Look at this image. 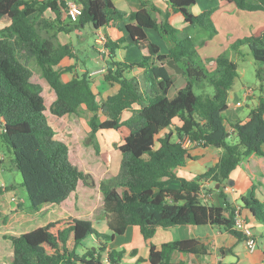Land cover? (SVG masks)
Returning a JSON list of instances; mask_svg holds the SVG:
<instances>
[{"label":"trees","instance_id":"1","mask_svg":"<svg viewBox=\"0 0 264 264\" xmlns=\"http://www.w3.org/2000/svg\"><path fill=\"white\" fill-rule=\"evenodd\" d=\"M75 1L83 8L77 21L68 17V0H0V21L8 20L0 27V119L4 127L1 140L13 155L12 167L22 175L21 184L31 212L45 205L61 204L80 182L93 185L91 175L72 164L67 143L55 136L46 114L43 88L32 81L33 71L28 63L35 58L56 94L50 108L52 114L59 117L79 114L85 106L92 112L91 139H97L103 130H116L122 137L117 147L122 154L121 172L115 179L100 182L101 216L111 234L98 231L91 220L57 219L9 237L14 249L13 264H103L105 255L113 264H120L124 251L109 249V243L130 225L139 227L146 240L158 228L186 224L220 226L243 237L234 229L238 208L230 205L224 192L220 195L225 206L203 202L200 193L206 182L224 185L232 171L250 155L264 156V25L203 62L196 47L198 41L173 25L169 14L159 21L147 7L126 13L113 0ZM168 2L173 14L182 15L185 22L207 31L209 37L217 33L211 18L215 8L194 14L189 7L197 0ZM220 2L232 3L242 11L264 12V0ZM64 16L68 21L64 22ZM120 20L126 23L128 45L146 46L149 53L138 62L119 60L117 51L127 47V39L114 40L106 35L105 80L118 83L119 90L100 100L87 73L64 81L63 73L73 67L64 69L60 64L64 58L73 57V48L62 44L59 34L86 24L101 30ZM148 30L168 39L167 53H161L158 44L148 42ZM202 39L199 45L204 43ZM245 47L260 63L256 76L261 93L245 119L229 121V92L239 76L238 64L230 52ZM170 60L184 70L182 76L186 80L172 97L175 70L169 66ZM209 63L213 66L209 67ZM136 68L142 70L141 78L126 76ZM207 84L213 87L212 94L205 91ZM195 86L202 92L196 93ZM127 110L130 115L123 118ZM228 124L234 129L236 140H231ZM188 136L194 142L192 147L222 149L218 163L193 179L178 177L176 173L193 158L191 147L183 145ZM173 179H179V189L166 186ZM121 186L122 193L118 190ZM12 187L0 186V196ZM243 209L264 225V200L256 197L255 190L249 198L242 199L240 212ZM90 237L94 238V247L84 243ZM176 252L207 254L208 248L196 239L168 241L160 246L150 244L145 264H187L174 259Z\"/></svg>","mask_w":264,"mask_h":264},{"label":"crops","instance_id":"2","mask_svg":"<svg viewBox=\"0 0 264 264\" xmlns=\"http://www.w3.org/2000/svg\"><path fill=\"white\" fill-rule=\"evenodd\" d=\"M113 2L121 11L126 13L138 11L143 7H147L148 9L153 10L155 17L159 21L163 20L165 14H169V20L173 25L179 18L178 15L173 14L172 10H170L168 0H113ZM220 6L221 4L214 6L213 8L216 10V8ZM50 15L52 14L48 13L47 17H50ZM63 19L64 22L68 21L66 16H64ZM0 23L3 24L1 25L2 27L8 23V20L4 19L0 21ZM125 25V20H120L101 30H94L91 24H86L74 28L68 33L61 32L59 34L60 42L62 44H70L73 48V57L64 58L60 64L61 67H73V70L67 73V77H65L64 74V76L62 75L63 80L69 81L75 75L87 73L93 81V89L100 100L116 93L119 90L120 85L118 83H109L105 80V73L107 71L106 55L102 57L97 50L95 38L98 33L108 35L114 40L126 38L127 40L125 44H127V47H121L117 51V58L122 61L138 62L143 56L149 53L148 47H139L136 44L128 45L130 39L125 30ZM263 25L264 17L261 19L259 25L253 28L252 34ZM180 27H182L180 29L187 30L188 34L192 37H196L200 33L199 27L190 25L185 22L184 18L183 21L180 22ZM233 31L239 32L237 29ZM147 37L148 42H153L159 45L161 53L168 52L170 43L165 36L157 31L148 30ZM225 47L226 46H223L222 50ZM141 75L142 70L139 68L126 74L127 77L137 76L138 78H141ZM180 75L181 73L176 74L175 80L178 79ZM185 82L186 80L183 79V82H181L175 89L176 91L173 96L181 86L185 85ZM249 89V87L244 86V98L251 99V95H248ZM232 90L229 92L228 97V120L235 121L237 119H245L248 116L250 109L245 113L243 112V106L248 104L243 102L242 106L239 107L235 102L236 91ZM256 103H253V105H256ZM129 115L130 111L127 110L123 113V118H127ZM103 119L104 116L102 120ZM228 129L231 133V140H236V133L229 124ZM3 130V122L0 119V186H12L14 184L10 181V184H7L8 182L2 176L3 171L7 170H4L3 165V161L5 160V153L2 151L3 143L1 140ZM119 137L121 138L120 134ZM190 153L193 158L188 159L184 167L176 170L178 177L193 179L197 175L204 173L207 169L218 163L222 154V149L212 146H191ZM110 156L111 154L109 153L107 156L109 162ZM79 186L77 190L61 204L45 205L37 212H31L28 210L29 205H23L25 200L16 189L15 185L4 195L0 196V264H13L14 249L12 240L9 238L12 235L18 236L40 226H44L51 221L67 217L87 219L92 222L96 221V218L98 217L94 218L92 216L94 214L93 209L96 208V206H94L95 202H93V195L96 196L97 192L94 194L90 192L89 199L92 203L89 205V210L83 212L74 205L76 194L79 192ZM166 186L170 189H179L180 181L179 179L170 180ZM252 190H255L256 197L260 200H264V156L257 154H252L242 161V163L232 171L229 180H227L224 185H220L219 189L216 188V184L213 182H206L201 189L200 195L203 202H206L211 206H225L224 199L220 195V192L223 191L227 196L230 205L234 208L240 209L242 199L249 198ZM81 203H85V201L81 199L80 204ZM241 214L248 222V225L253 229L257 240V246L252 251L248 249L244 237H238L224 227L210 224L203 226L186 224L168 228L161 227L158 228L154 236L148 240L143 238L139 227L130 225L126 228L123 234L114 237L109 243V249L124 251V256L122 258L124 262L121 260L122 263L120 262V264H145V260L149 256L150 244L160 246L162 243L168 241L196 239L208 248L207 254L176 252L174 254V259L176 261L183 260L187 264L263 263L264 225L253 218L247 209L241 210ZM94 215L96 216V214ZM98 220H103L102 222L104 225H102L104 227L100 230L96 229L102 233L111 234V230L109 229L106 220L103 217L100 219L98 218ZM91 240V242H93L94 238H91Z\"/></svg>","mask_w":264,"mask_h":264},{"label":"rangeland","instance_id":"3","mask_svg":"<svg viewBox=\"0 0 264 264\" xmlns=\"http://www.w3.org/2000/svg\"><path fill=\"white\" fill-rule=\"evenodd\" d=\"M220 4V0H197V3L189 7V9L194 14H199L204 9L213 8ZM178 17L179 18L174 22V25L178 28H182L180 27V22L183 21V17L181 15H178ZM263 17L264 12L262 11H242L232 3L222 4L220 7L216 8L211 18L217 29V33L212 37H209L207 31L200 29L198 36L194 37L196 41H198L196 47L198 49L200 60L206 62V60L210 58H215L225 50H228L231 44L236 40L252 34L253 28L259 25ZM1 23L0 27L3 25ZM236 29L239 32L233 31ZM185 33H188V31L185 30ZM202 38H204L205 41L199 45V40ZM223 46L226 47L222 50ZM230 56L237 62L239 73V76L236 79V84L233 87V90L236 91L235 102L239 107L242 106L243 102L247 103L248 105L243 106V112L247 113L250 107L253 106V103L257 102L258 96L261 93L259 90L260 81L256 76V70L260 66V63L253 58L248 47L237 52H230ZM21 58L26 60L25 55H21ZM28 64L29 68L33 71L32 81L40 84L43 88L42 94L45 99L46 114L50 124L56 131V138L63 139L62 141L67 143L72 164L85 173L90 174L93 181L92 186L80 182L78 189L79 192L76 194L74 205L83 212L89 210V205L92 203L89 199V194L90 192L92 194L97 192L96 196L93 195V202H95L94 206H96V208L93 209V213L96 214V216L93 214L92 217H98L100 219L102 217L101 214L103 213V194L100 190V182L105 179H115L121 172L122 154L117 147L122 143V137H119L116 130H103L100 131L97 139H91L89 119L92 112L88 111L85 106L81 108L79 114H69L64 117H58L52 114L50 108L56 98L55 91L43 77L41 67L38 65L36 59L30 58ZM208 65L209 67L213 66L211 63ZM62 68L65 69L66 66H62ZM67 73H69V71L63 73L65 77H67ZM183 79L185 78L181 73L179 78L175 80L174 86L171 88V97L175 93V89L181 82H183ZM244 86L250 88L248 95H251V99L244 98ZM213 90L214 89L211 85H206L205 91L207 93L212 94ZM194 91L196 93L202 92L197 86H195ZM102 118L103 116L100 114V119ZM96 147L99 151H97ZM2 151L5 153V160L3 161L4 170L7 169L6 171H3L2 176L8 182L7 184H10V181L16 186V189L25 200L23 205L28 206L29 200L27 193L21 184L22 175L12 167L11 158L13 155L8 152L4 143L2 144ZM109 153L111 154L110 162L107 159ZM118 190L122 193L124 187H118ZM81 199H83L85 203L80 204ZM98 218H96V221H94L93 224L95 228L100 230L104 227V224L102 222L103 220H98ZM91 241L90 237L87 238L84 243L94 247V245H92L93 242ZM122 261L124 262V260Z\"/></svg>","mask_w":264,"mask_h":264},{"label":"built area","instance_id":"4","mask_svg":"<svg viewBox=\"0 0 264 264\" xmlns=\"http://www.w3.org/2000/svg\"><path fill=\"white\" fill-rule=\"evenodd\" d=\"M82 11L83 8L79 3H77L75 0H68L67 14L72 21H77L78 18L81 16ZM106 43H107L106 35H104L103 33H98L95 38V45L102 57H104L108 53V48ZM192 144H194V142L191 140L189 136L183 140V145L185 147H191ZM234 229L242 234L248 249L250 251L254 250L255 247L257 246V240L255 234L253 232V229L248 225V222L241 214L240 209H237L236 211ZM103 264H113V263L108 258V256L105 255ZM260 264H264V262Z\"/></svg>","mask_w":264,"mask_h":264},{"label":"water","instance_id":"5","mask_svg":"<svg viewBox=\"0 0 264 264\" xmlns=\"http://www.w3.org/2000/svg\"><path fill=\"white\" fill-rule=\"evenodd\" d=\"M169 66L175 70V74L173 75V78H175L176 74L183 73L184 70L178 66L173 60L169 61ZM220 184H216V188L219 189Z\"/></svg>","mask_w":264,"mask_h":264}]
</instances>
